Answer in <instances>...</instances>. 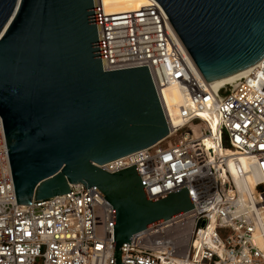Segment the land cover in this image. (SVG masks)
Wrapping results in <instances>:
<instances>
[{"label": "built area", "instance_id": "obj_1", "mask_svg": "<svg viewBox=\"0 0 264 264\" xmlns=\"http://www.w3.org/2000/svg\"><path fill=\"white\" fill-rule=\"evenodd\" d=\"M92 3L103 71L147 66L169 131L97 167L135 166L149 200L186 187L193 205L133 235L121 263L264 264V58L214 88L155 1L120 14ZM171 87L186 97L173 114L164 97ZM69 191L16 205L0 118V264H115L112 207L83 184Z\"/></svg>", "mask_w": 264, "mask_h": 264}, {"label": "water", "instance_id": "obj_2", "mask_svg": "<svg viewBox=\"0 0 264 264\" xmlns=\"http://www.w3.org/2000/svg\"><path fill=\"white\" fill-rule=\"evenodd\" d=\"M153 1L208 85L264 58V0ZM0 118L16 205L93 188L115 264L133 235L193 209L186 187L151 201L135 166L97 167L169 131L147 66L103 71L92 0H0Z\"/></svg>", "mask_w": 264, "mask_h": 264}, {"label": "bare ground", "instance_id": "obj_3", "mask_svg": "<svg viewBox=\"0 0 264 264\" xmlns=\"http://www.w3.org/2000/svg\"><path fill=\"white\" fill-rule=\"evenodd\" d=\"M148 0H103L105 11L108 14H120L125 13L128 11H134L138 9L139 7H142L146 5ZM252 67L235 74L229 78H226L222 81H219L217 83L211 84L214 88H219L223 85H228L234 83L237 79L240 77L245 76ZM164 97L167 102V104L170 107L171 113L173 114L177 107L185 102V95L183 92L177 88V87H171L164 91ZM244 164V161H242ZM242 164V165H243ZM230 169L233 170V166L230 165Z\"/></svg>", "mask_w": 264, "mask_h": 264}, {"label": "snow or ice", "instance_id": "obj_4", "mask_svg": "<svg viewBox=\"0 0 264 264\" xmlns=\"http://www.w3.org/2000/svg\"><path fill=\"white\" fill-rule=\"evenodd\" d=\"M262 147H264V146H262Z\"/></svg>", "mask_w": 264, "mask_h": 264}]
</instances>
